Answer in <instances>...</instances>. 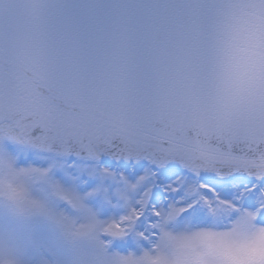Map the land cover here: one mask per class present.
I'll return each mask as SVG.
<instances>
[{"label": "snow or ice", "instance_id": "obj_1", "mask_svg": "<svg viewBox=\"0 0 264 264\" xmlns=\"http://www.w3.org/2000/svg\"><path fill=\"white\" fill-rule=\"evenodd\" d=\"M0 206L69 264H230L264 232V0H0Z\"/></svg>", "mask_w": 264, "mask_h": 264}, {"label": "rangeland", "instance_id": "obj_2", "mask_svg": "<svg viewBox=\"0 0 264 264\" xmlns=\"http://www.w3.org/2000/svg\"><path fill=\"white\" fill-rule=\"evenodd\" d=\"M53 206L63 207L59 202ZM70 259L69 245L49 219L18 216L0 206V261L69 264Z\"/></svg>", "mask_w": 264, "mask_h": 264}, {"label": "clouds", "instance_id": "obj_3", "mask_svg": "<svg viewBox=\"0 0 264 264\" xmlns=\"http://www.w3.org/2000/svg\"><path fill=\"white\" fill-rule=\"evenodd\" d=\"M193 243L197 242L193 241ZM151 255L153 259L150 264H174V258L167 252H152ZM227 255L235 257L230 264H264V232L257 231L254 235H250L238 249L227 250Z\"/></svg>", "mask_w": 264, "mask_h": 264}]
</instances>
